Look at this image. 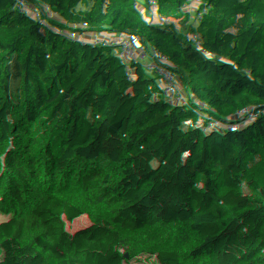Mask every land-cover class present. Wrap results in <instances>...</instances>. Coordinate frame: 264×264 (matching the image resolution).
Masks as SVG:
<instances>
[{"label": "trees", "instance_id": "16d2710c", "mask_svg": "<svg viewBox=\"0 0 264 264\" xmlns=\"http://www.w3.org/2000/svg\"><path fill=\"white\" fill-rule=\"evenodd\" d=\"M263 42L264 0H0V133L31 158L0 156V264H159L141 258L153 240L220 243L195 264H264V241L235 237L264 227V179L226 200L221 182L236 156L264 155V66L250 60ZM243 97L251 112L234 113ZM111 131L129 152L159 132L170 190L108 157ZM42 156L125 188L167 241L130 239L98 197L85 208L75 179L21 168Z\"/></svg>", "mask_w": 264, "mask_h": 264}, {"label": "built area", "instance_id": "2783aa9c", "mask_svg": "<svg viewBox=\"0 0 264 264\" xmlns=\"http://www.w3.org/2000/svg\"><path fill=\"white\" fill-rule=\"evenodd\" d=\"M152 134V133H151ZM155 142L153 145V163L149 164L144 173L151 178L155 183L161 184V178L158 174V169L155 163L156 158L167 146L168 141L164 139L159 132H154ZM108 143L104 147V151L108 157L114 159H122L131 156L129 151H125L117 147L116 135L113 131L107 134ZM99 138L94 136L96 142ZM14 146L10 140L0 133V156L2 158L7 157L5 151H11ZM39 164H25L24 170L31 173H36L39 176H47L48 178L55 180H76V189L79 195L85 201V208L90 210V197L95 196L101 201V203L113 209L115 218L117 220V226L115 230L119 228L130 239H138L142 241H149L152 236L154 239L166 242V238L153 233L148 235L145 225L138 219L136 213V206L134 205V198L128 193V191L122 186L118 185L112 180L103 179L100 173L94 168H75L68 166H51L46 162L44 156L36 159ZM74 171L73 174H69L70 171ZM165 190H170L168 186L162 185ZM235 237L239 238H255L256 240L264 241V227L253 226L244 229L235 234ZM155 247V252H146L142 254V261H156L159 264H195L201 257L209 256L216 253L220 248V243L213 240H204L193 248L185 250L183 253H178L162 246L157 241H151Z\"/></svg>", "mask_w": 264, "mask_h": 264}, {"label": "rangeland", "instance_id": "374dc122", "mask_svg": "<svg viewBox=\"0 0 264 264\" xmlns=\"http://www.w3.org/2000/svg\"><path fill=\"white\" fill-rule=\"evenodd\" d=\"M256 67L264 66V42L259 46L255 56L250 59ZM152 102L158 104V93L154 92L152 95ZM234 113L235 112H251V101L246 97L238 98L234 101ZM88 108V107H87ZM233 115V114H231ZM226 118L227 123H234L231 121L230 116ZM111 115L107 116L109 118ZM99 127V124H97ZM106 139V138H105ZM155 142V135L149 134L140 143V148L136 152H130L132 158L139 169L144 172L148 163L153 159V145ZM108 143V142H107ZM14 154H17L20 158H26L29 161L31 158L26 157L25 153L14 146ZM245 159V160H244ZM236 156L233 162H230V173H225L222 177V192L223 199H230L235 192L236 188H241L247 195L257 193L262 188V182L264 179V155L261 151L250 152L245 158ZM74 171H70L69 174H73ZM230 176L231 180L228 181Z\"/></svg>", "mask_w": 264, "mask_h": 264}, {"label": "water", "instance_id": "95a60500", "mask_svg": "<svg viewBox=\"0 0 264 264\" xmlns=\"http://www.w3.org/2000/svg\"><path fill=\"white\" fill-rule=\"evenodd\" d=\"M223 44V42L221 43V45ZM225 114L227 115L228 114V111L226 110L225 111ZM229 128L233 129L234 127L232 125L229 124Z\"/></svg>", "mask_w": 264, "mask_h": 264}]
</instances>
